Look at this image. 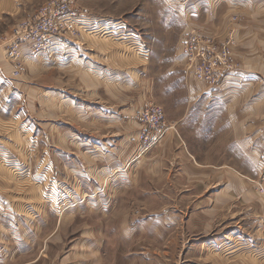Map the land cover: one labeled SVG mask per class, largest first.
Wrapping results in <instances>:
<instances>
[{
	"label": "crops",
	"instance_id": "0c3cea01",
	"mask_svg": "<svg viewBox=\"0 0 264 264\" xmlns=\"http://www.w3.org/2000/svg\"><path fill=\"white\" fill-rule=\"evenodd\" d=\"M42 1L0 0V33L8 32L15 18L30 15ZM175 1L187 18L185 32L198 30L205 35L220 34L226 28L229 16H239L235 29L238 46L234 50L237 66L223 75L216 89L207 88L186 72L180 80L186 86L181 89L185 92H179V95V89L167 91L176 96L170 103L177 115L169 118L166 113L176 133L170 131L160 146L136 160L135 176L142 172L143 175L159 178L162 180L160 185L170 193L212 194L211 208H207L211 204L210 199L207 204L204 202L202 208L207 212L213 210L216 215L218 210L235 208L234 193L245 194L244 201H247L258 184H264V180H260L264 177V0ZM204 16L206 18L201 19ZM208 17L213 18V26L212 23L206 24ZM88 40L86 43L92 44ZM98 41H104V37ZM101 49L104 51H96L95 56L104 61L109 57L110 46ZM2 57L0 51V79L3 80L8 69L3 68ZM32 59L28 56L25 62L33 64L35 61L39 67L43 66V62L40 64V61ZM147 62L146 59L141 63ZM63 68V65L55 63L53 69L60 70L58 76L55 72L44 73V77L54 79V84L39 90L44 120L38 127L49 131L47 142L39 140L36 146L25 133L29 131L24 129V125L18 131L19 135H15L13 125L4 122V119L12 117L14 106L12 103L1 106L0 103L1 108L5 106L0 109V264H97L100 261L105 241L103 223L108 226L106 220L111 215L102 218L99 228L92 223V226L96 225L94 228L88 226L81 229L75 240L63 250L64 242L70 238H67L69 235L63 237L72 230L75 219L71 213H56L55 208L43 199V188L32 181L35 177L39 179L35 171L27 173L25 169L33 159L61 156L67 152L73 159L85 162V169L90 174L84 178L81 170L84 165L80 164L77 170L83 179L80 182L82 192L86 193L90 187L123 189L115 182L117 179L112 185L109 180L112 181L111 177L118 174H113V171L126 165L139 148L136 142L139 125L134 120V114L140 106L142 108L147 94L148 97L158 95V78L151 74L146 78L139 76L146 81L140 85L143 87L141 94L129 103L117 106L121 116H111L108 97L105 98V106L103 103L104 94L110 92V85L105 88L102 85L100 92L103 95L100 96L92 84L95 77L104 79V67L99 74L89 68L86 72L75 74L76 80L83 84L77 86L80 96L65 91L62 86V77L66 76L62 73ZM105 77L109 78L108 73ZM10 93L8 88L5 92L0 85V98H7ZM16 93L20 95L21 92L18 90ZM94 93V97L101 98V103L93 101L94 97H91ZM182 97L188 101L184 103ZM195 98L201 99L199 105L191 104L190 99ZM122 100L118 97L116 101ZM79 116L81 121L84 120L80 128H86L85 133L78 130ZM111 118H125L129 129L123 137L115 139L113 147L104 151L103 146L110 142V137H94L93 130L108 129ZM89 129L92 131L89 132ZM94 139L100 140L102 147ZM3 161L16 167L7 166ZM219 217V221L206 218L201 226H193V229L197 227L202 231L200 235L203 237L199 238H206L212 230L215 234L220 232L216 236L228 234V238H234L225 243L229 241L234 246L241 242L244 245L236 247L229 264H264V203L254 204L251 201L238 213H231L230 218ZM165 221L176 224L180 220L168 215ZM190 221L191 218L184 224L189 225ZM126 222L121 230L129 226ZM220 250L222 253L223 249ZM203 254L206 255V252H201ZM215 262L218 263V258ZM219 262H222L221 258Z\"/></svg>",
	"mask_w": 264,
	"mask_h": 264
},
{
	"label": "rangeland",
	"instance_id": "374dc122",
	"mask_svg": "<svg viewBox=\"0 0 264 264\" xmlns=\"http://www.w3.org/2000/svg\"><path fill=\"white\" fill-rule=\"evenodd\" d=\"M54 1L43 0L30 15L15 18L8 32L0 33V51L6 66L3 65V68L8 69L3 75V80L0 79V85L5 92L6 88L11 92L7 98L1 97L0 103L1 106L6 105L5 103H12L14 106L12 117L8 120L4 119V122L13 125L15 135H19L18 131H21L24 125V129L29 131L25 133L27 136L29 134V138L36 146L39 140L48 141L49 131L38 127L44 120L43 101L40 100L39 90L54 84V79L44 77V73L54 74L55 72L58 76L60 70L53 69L55 63L64 66L62 73L63 75L66 73V76L62 75V86L65 87V91L77 96H80L77 86L83 84L76 80L75 74L88 68L99 74L102 71L101 67H104V79L95 77L92 84L95 91L97 89L99 92L102 85L104 88L107 84L110 85V92L104 94L103 103L105 106V98L108 97L111 116H121L117 106L123 105V102L129 103L137 99V94H141L143 87L140 85H144L146 81L140 77L146 78L151 74L158 78L159 85L157 97H148L147 94V99L142 102V108L140 106L134 114V120L139 125L136 135L139 148L136 154L128 160L126 165L114 170L113 174L116 172L118 174L111 177L112 181L109 180L110 185L116 182L121 185V188L124 187L123 189L119 187L115 189L111 186L107 187L108 189L90 187L87 188L86 193L82 192L80 182L83 179L77 170L80 164L84 165L81 167L83 177L87 178L90 174L85 169V162L73 159L67 152L61 156L51 155L50 158L41 156L39 159H33L29 163L30 166L25 169L27 173L35 171L39 179L35 177L32 181L43 188L41 189L43 199L55 208V212L71 213L75 219L72 230L63 237L67 235H69L67 238L70 237L64 242L63 250L67 248V244L75 240L81 229L88 226L94 228L96 225L92 226V223L97 224L99 228L102 218L111 215L106 220L108 226L103 223L105 241L97 264H229L236 247L242 248L244 245H241V242L234 246L229 241L225 243L226 240L234 237L228 238V234L216 236L220 232L215 234L214 230L209 232L206 238L201 239L199 237H203L200 235L202 231L197 227L193 229V226H201L206 218L211 220L216 218L219 221L221 220L219 216L229 217L231 213L235 214L244 209L245 205L249 206L251 201L254 204L264 203L261 183L256 187V191L250 194L251 198L249 197L247 201H244L245 194L234 193L233 201L237 203L235 208L230 211L218 210L215 215L213 210L207 212L205 208L204 210L202 208L204 202L207 204L209 199L211 204L207 208H211L212 194L170 193L166 192L165 186L160 185L162 180L159 178L143 175L142 172H139L138 177L135 176L136 166L134 165L138 162L136 160L160 146L170 131L176 133L174 126L167 118V116L171 118L177 115L176 109L170 103L171 100L176 99V96L175 94L172 96L167 91L179 89L178 94L185 92L184 89L181 90L182 87H186L183 82L180 83L181 76H185L186 72L192 73L187 69L188 63L182 55V42L189 31L185 32L187 18L182 15L180 5L175 0H59V4H66L70 11L69 16L65 18L66 24L64 20L55 22L52 17L50 20L38 18V14ZM204 18L206 16L201 19L204 20ZM208 21L206 24L212 23L213 26V18L210 17ZM238 21L237 14L229 16L227 26L220 34L205 35L194 30V35L200 38V42L204 41L212 45L214 53L222 56L225 54L227 57V66L220 71L219 81L215 85H207L194 77L207 88L216 89L223 75L232 71L235 65L237 66L234 50L238 46L235 35ZM24 22H31V29L22 31L21 38L12 36L14 28ZM60 23L64 27L60 32H53L52 28ZM87 32L90 33L87 34ZM101 37H104V41H98ZM26 38L43 43V47L41 50H30L31 45L23 40ZM87 40L92 41V44H87ZM10 44L20 49L21 72L18 76L13 74V63L8 58ZM106 46H110V54L103 61L95 56V52L104 51L101 48ZM28 56L32 61L34 58L40 61V64L43 62V68L39 67L35 61L32 62L33 64H30V60L26 63L25 58ZM146 59L148 62L142 64ZM49 64L52 66L48 67ZM107 73L109 78L105 77ZM88 82L89 80L86 81ZM18 90L21 92L20 95L16 93ZM99 95L102 96L103 93L100 92ZM118 97L123 100L116 101ZM182 99L184 103L185 100L188 101L185 97ZM94 100L101 103V98L98 96L94 97ZM190 101L191 104L199 105L201 99L195 98ZM150 104L158 105L164 113V125L159 131L146 129L138 119L141 110ZM3 108L0 107L1 110ZM81 122L84 120L81 121L79 116L78 130L85 133L86 128H80ZM128 129L129 125L125 118L121 120L111 118L108 129L104 131L94 129L93 132L94 137L97 138L110 137V142L103 146V150L107 151L113 147L115 139L123 137ZM90 131L92 130L89 129ZM94 140L98 146H101L100 140ZM3 164L16 167L6 161H3ZM262 179L264 180V177L260 178L261 182ZM168 215L180 221L176 224L168 223L165 221ZM189 218H191L189 225L184 224ZM182 220L184 222H181ZM126 221L129 226L121 230ZM220 249H223L222 253ZM203 251L206 255H201ZM215 258H218V263L215 262ZM219 258L222 262H219Z\"/></svg>",
	"mask_w": 264,
	"mask_h": 264
},
{
	"label": "built area",
	"instance_id": "2783aa9c",
	"mask_svg": "<svg viewBox=\"0 0 264 264\" xmlns=\"http://www.w3.org/2000/svg\"><path fill=\"white\" fill-rule=\"evenodd\" d=\"M188 0H183L182 3H186ZM59 0L51 2L45 7L39 14L38 18L48 19L53 18L55 22L64 20L65 24L69 16V10L66 4H59ZM31 22H24L22 25L18 24L13 32L12 36L21 38V33L24 30L31 29ZM63 24H57L52 28L53 32H60L63 28ZM193 39L194 43H193ZM194 35V31H189L182 42V55L188 63L187 69L192 72L195 78L203 83L213 86L219 81L220 71L224 70V66H227V57L219 53H214L212 45L202 41ZM31 45L30 50H41L43 43L35 42L29 38L23 39ZM49 41V40H48ZM48 45V43L46 44ZM8 53V58L13 63V74L18 76L21 72V53L20 49L12 47ZM231 66V65H230ZM232 69V67H230ZM228 67V69H230ZM226 69V68H225ZM138 119L142 122L146 129L159 131L164 125V113L162 109L156 104H150L138 115ZM261 190L264 192V185L261 184Z\"/></svg>",
	"mask_w": 264,
	"mask_h": 264
}]
</instances>
